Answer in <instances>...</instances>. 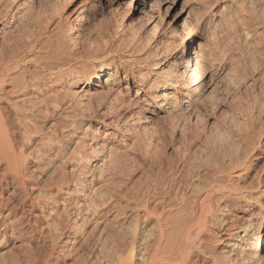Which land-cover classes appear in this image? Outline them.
<instances>
[{"label": "bare ground", "instance_id": "obj_1", "mask_svg": "<svg viewBox=\"0 0 264 264\" xmlns=\"http://www.w3.org/2000/svg\"><path fill=\"white\" fill-rule=\"evenodd\" d=\"M6 1L0 0V21L3 10L9 9L2 10ZM246 1L230 0L237 11L243 10ZM31 15L29 21L20 23L16 16L5 17L0 30V184L2 187L13 182L20 188V224L29 225L26 212L49 200L66 207V219L57 204L46 211L40 207V212L45 211L43 217H48L46 224L51 227L53 247L38 263L51 264L56 258L54 250L65 252L60 250L64 246L65 256L85 250L84 264H264V165L255 168L264 153V85L256 95L255 84L248 85L246 90L254 97L253 103L244 109L240 97L237 105L245 111H232L234 123L222 130L205 121L191 129L183 125L171 127L166 139L155 136L153 130L141 132L125 122L100 120L98 127L104 132L100 136L98 127V131L90 129L91 120L84 114V106L80 113L76 111L79 114L68 112L75 111L78 94H91L97 88L111 93L112 87L138 83L136 96L153 90L161 110L171 106L173 100L185 102L210 88L205 60L210 67L220 65V45L215 42L214 32L201 33V42L191 46L186 35L167 25L163 30L166 40L155 41L168 50L165 55H169V60L164 67L155 60L160 55L158 47L143 52L140 44L145 39L126 41L143 53L122 56L123 66L127 67L122 83L118 80L119 70H111L113 56L107 50V54L98 53L101 59L96 55L98 60L88 68L78 62L65 71L57 67L59 54L73 57L75 45L72 48L69 43L74 42L68 41L70 49L62 37L55 38L53 34V38L47 35L50 40L43 42L41 33L32 30L41 29L39 22L44 18L35 16L38 13ZM15 19L18 25H13L16 30L11 31ZM30 25L33 33L28 31ZM95 39L92 36L86 41L93 46ZM153 53L155 59L149 62L147 58ZM140 66L147 71L143 72ZM53 87H59L58 91ZM225 116L224 122L228 119ZM46 129L48 132H43ZM113 137L119 140L113 142ZM36 178L40 182L34 183L35 187L32 184L34 191L30 192L27 185ZM17 205H9V210ZM38 214L34 216L40 221ZM35 223L36 233L39 227L35 228ZM61 227L69 228L70 234L57 242ZM41 229L36 234L41 235ZM222 242L224 249L219 254L216 248Z\"/></svg>", "mask_w": 264, "mask_h": 264}, {"label": "rangeland", "instance_id": "obj_2", "mask_svg": "<svg viewBox=\"0 0 264 264\" xmlns=\"http://www.w3.org/2000/svg\"><path fill=\"white\" fill-rule=\"evenodd\" d=\"M7 1L6 3L7 5H9V7L5 8V6L7 5L3 4V8L2 5V10L9 8L8 10H3L5 11L4 13L2 12L4 14V18L13 15L14 17L16 16L15 18L19 21V23L20 21L23 22L24 20L25 22H27L29 21V17H32L31 14L35 15L38 13V15L35 16H38L39 19L40 17H43L44 19H42L41 21L47 19L46 21H44V23H40L41 21L39 22V24H42L39 25L40 28H48L47 31L46 29H42L43 31H41L39 27H35L37 30H32L33 32L35 31L41 33V40H43V42L50 40L53 37H62L66 42H64L65 45L68 43V41L72 43L74 42V44H69L70 46L72 45V48L75 45V48L72 49V52H75L76 54L74 53L73 57L68 58L65 55L67 59L62 56L64 54H59L58 59L56 58L57 61H55V64L59 65L57 67L62 69L64 68L65 71L68 67V69H71L70 67H73L74 64L79 63L80 65L85 66L84 68H88L90 67V64L92 65L96 62V60H98L95 59V56L99 55L98 53L104 52L105 54L107 51H110V55L113 56L111 70H119L118 80H121L122 83L124 81L121 76H123L125 69L127 68L126 65L123 66L121 58L124 57L122 56L126 57L128 54H140L142 52L140 49L144 50L143 52H146L147 50H152L156 46V48L158 47L157 53L158 55L160 54L159 58L158 56H156L155 59L153 53L152 56L149 57L150 59L147 58V60L149 62L152 61V59L158 60V65L161 67L167 65L169 55L165 54L168 53V50H166V48L164 50V44L155 42L157 40H161V38L164 41L166 40L163 37V30L167 25H172L181 34L186 35L187 40L191 42V46L198 45V42H201V33L208 31L214 32L216 40L215 42L217 43V45H220L219 54L217 55V61L220 65L218 66L216 64L210 67L209 62L205 60L209 67L207 69V77L209 79L210 88L203 92L192 95L190 97L191 99H188L185 102L179 103V100H173V104L167 107V110H161L157 106L156 101L153 97V93H155L153 90H150L151 92L146 91L141 96H136L139 87L138 83L130 84L129 87H126L125 83H120L121 85L118 86L119 89H116L117 86L112 87L111 93H108L106 88H97L91 94L87 95H81L80 93L78 94V99H75L78 101L75 111L68 112H70V115L75 114L76 111L80 113L82 106H84L83 108L87 109V111L84 109L82 110H84L83 112L84 114L86 113V116L88 115L90 117L91 128L90 126L89 128L93 131H98L97 127L101 126L99 123L100 120H112L114 121L112 122L114 124L115 122H125L126 126L129 125L128 127L132 128V130H140L141 132L142 130H153L155 136L160 138L165 137L166 139H168L169 137L168 133L170 132L171 127L179 128L183 125L185 126L184 128L188 126L191 129L194 126L198 125V123L201 124L205 121H208L206 123H209V126H213L214 124H216V128L222 130L227 128L228 125L234 123L231 119L233 113L232 111H245L243 110V108L247 109L248 104L253 103V101L251 100H254V97L250 96L249 92H247L246 90L249 88L248 85L250 83L255 84L256 92L254 95H256V93L258 94L260 88H262V86L264 85V0H247L245 2L247 4L244 3V7H246H243V10L239 11H237L236 6L232 2H230V0H11L9 1L10 3H8ZM11 3H13V6L11 5ZM248 3L250 4L248 5ZM81 9L83 10L81 11ZM8 11L12 13H9ZM4 18H2L0 21V30L2 29V26H4ZM17 20L14 21L15 23L11 24L10 28H12V30L9 28L11 31L16 30L14 26L16 27L18 25ZM49 20L51 21L49 22ZM46 22L49 26L45 24ZM126 27L128 30L126 29ZM133 28L134 37L130 34V32L132 33ZM31 29L32 28L30 25L28 31H30ZM52 31H54L55 33ZM121 31H123L124 34H122L123 32ZM33 32L30 31V33ZM46 32L50 34H46ZM56 33H59L62 36H58L59 34L56 35ZM51 34H53L54 36ZM125 34H129L131 38L127 35L125 36ZM47 35H50V39H48ZM63 35H65V38H67V40L63 37ZM122 35L126 38H123ZM92 36L94 39L96 37L95 42L97 44L94 42L95 44L93 46H89L88 40L86 41V38H92ZM127 37L128 39H130L127 40ZM62 38H59L60 41L62 40ZM133 38L135 39V41ZM123 39L124 41H121ZM140 39H142L140 42L145 39L143 41L145 44L143 42L140 44V46L142 47L138 49L140 50L139 52L136 51L134 47H131V43L130 45L126 44V41L130 42L131 40H133L134 42H131L136 43ZM117 41H119L120 43ZM123 42L125 43L124 45ZM104 43L106 45V48H103ZM69 44H67V46L71 49ZM77 44L78 46L80 45V47L76 48ZM108 44L112 48L109 47ZM173 44L175 45L176 42H174ZM100 45L102 46L101 50L104 49L103 51L99 50ZM160 46H163V49ZM144 47H147V49H144ZM133 49L134 51H132ZM74 50H78L79 52H76ZM159 51L163 52L160 53ZM75 55L77 56L78 60L76 57H74ZM60 57L62 58L59 59ZM72 58L74 61H71ZM99 58L101 59V55H99ZM75 60H77L76 63ZM217 66L219 69H217ZM139 68L143 72L147 71L144 66H140ZM198 76L199 78H201L202 73L198 74ZM148 77L150 79H146V87H148L149 85L148 79L151 80L152 77L150 73ZM58 88L59 87H53V89L56 90ZM80 88L81 85L77 87V90H79ZM161 88H158L157 90H163ZM64 90L65 89L63 88L61 92L62 94L63 92H65ZM44 91L49 92L48 90ZM114 95H116V97ZM82 96H86L87 98ZM240 97H242L241 103H243V108L237 105V100H239ZM41 105L43 106V103H41ZM78 112L76 113L79 114ZM228 114L231 116H229ZM41 115L43 116L44 112L41 113ZM224 116L226 117V119L228 118L226 122H224ZM232 118L234 119L235 117L233 116ZM39 122H41L40 119L38 120V123ZM39 125H41V123ZM188 127L187 129H189ZM101 129L102 128H99L98 134H100V136H103L104 132L100 131ZM46 130H44L43 132H48V130ZM39 133L40 132H38L37 134ZM117 138L119 137H113V139L111 138V141L117 142L119 140ZM122 139L127 141L125 137ZM263 165L264 153L261 154L260 159L255 162V168L259 169ZM37 181L40 182V179L36 178V180L34 179L33 183L29 184V186L27 185L30 192L31 190L34 191L33 186L35 187L34 183H36ZM14 184L15 183L10 182L7 184V186L3 184L2 187L0 184V264H37L41 257L44 258L48 254L49 250H51L53 247V243L51 241L52 239H50L51 227L46 224V222H49L48 220H46L48 219V217L45 219L44 217L46 216L43 213H45L47 208H56L57 202L53 201L52 203V200H49L50 202L47 201V204L44 203L37 207V209L35 208L29 210L30 212H26V214L31 215L26 216L29 217V220H31L30 224H20L17 217L21 213V203L19 202L23 199L21 197L20 188L17 187L16 184V186ZM16 188H18L19 192ZM11 190L14 191V193ZM15 192L18 193L15 194ZM13 204L18 205L17 207L15 206L16 208H12L14 210H9L10 206H12ZM58 206H60L58 207V209L60 208L62 210L63 216L66 219V207L63 208V206L61 205ZM40 207H42V209H44L45 211L40 212L42 210ZM25 208L30 209V207L27 208V206H25ZM35 213H39V220L41 222L36 220L34 216ZM52 215H54V213H51V216ZM41 218H43L44 220ZM32 220L38 223H35ZM34 223L35 228L39 227V231L41 227L43 228V231L41 229V235L36 234L40 233L38 229L35 233ZM44 224H46L47 226ZM59 231L62 235L60 239L56 240L57 242L62 240L67 234H70L69 228L61 227ZM30 233L32 235H30ZM43 235L45 239H43ZM30 237L34 238L35 240ZM223 238H225V236ZM39 240L43 243L41 244ZM226 240L227 239H224L223 242H226ZM223 242L220 243L216 248V251L219 254L224 249ZM60 244L61 246H63L62 242ZM60 250H64L65 252L59 253V248L57 249L58 252L54 250L56 258L51 264H84L86 261L84 252L85 250L81 251L79 254H75L74 256H65V254L63 253H66L67 248L65 247L64 249V246ZM27 254L31 257H28ZM83 256H85V258ZM36 257H39V259H37ZM26 260H29L30 263Z\"/></svg>", "mask_w": 264, "mask_h": 264}]
</instances>
